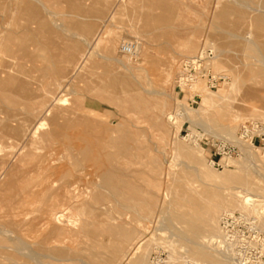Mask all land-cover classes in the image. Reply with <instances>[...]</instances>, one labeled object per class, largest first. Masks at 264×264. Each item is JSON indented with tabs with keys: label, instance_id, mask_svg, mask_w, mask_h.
<instances>
[{
	"label": "rangeland",
	"instance_id": "1",
	"mask_svg": "<svg viewBox=\"0 0 264 264\" xmlns=\"http://www.w3.org/2000/svg\"><path fill=\"white\" fill-rule=\"evenodd\" d=\"M235 1L0 0L1 31L21 33L27 29L28 24L23 23L20 12L11 9L20 4L34 5L42 14L45 25L35 21L29 23L28 44L35 57L19 58L10 52L0 53V66L4 70L11 69L10 72L24 80L34 92L32 98H27L0 86V128L9 122L6 121L9 118H37L39 112L36 108L42 102L57 97L60 105L56 106L69 110L68 115L97 122L102 127L100 130H109L114 136H119L121 131L132 134L131 144L145 147L162 163L161 170L153 171L145 166H133L128 170L132 182L145 195L154 197L150 212L145 203L137 212L122 208L115 200L95 201L91 196L99 193L103 197H112L111 191L102 186L101 179L96 178L87 179L79 185L81 192L88 190L89 195L85 199L90 202L84 206L83 198L74 201L66 218L52 220L46 213L54 203L49 197L52 191L47 187L53 185L54 191L65 183L64 172L75 173L73 162L76 152L73 155L66 151L56 152L55 149L63 147V144L55 136L49 142L41 139V135L49 130L46 119V124L32 143L6 132L0 137V264H106L102 257L109 251L95 249L97 242H110L108 234L100 235L104 222L124 225L133 231L126 254L112 264H154L152 260L158 253H162L167 261L162 264L180 262L181 257L190 255L186 243L175 235L176 228L183 225L184 220L177 219L172 213V180L195 167L202 176H195V185L205 194L208 190H219L221 184L224 186V180L231 172L243 173L257 199L255 208L250 211L262 216L264 228V149L257 147L260 150L254 156H244L235 140L225 137L229 135H222L227 116L222 118L216 112L220 104L229 102L240 115L248 116L252 105L264 96L263 79L244 73L246 57L234 46L240 39L234 34L239 32L248 44L258 45L259 52L264 53V2ZM170 15H173L170 22L162 19ZM45 21L49 22L48 25ZM114 36L118 39L112 45L109 39ZM125 41H134L137 45L134 55L122 52L121 46ZM190 41L196 49L185 53V44ZM72 42L75 45L73 56L60 62L58 53L67 52L66 48ZM244 54H250L253 62L258 60L251 50ZM201 55L205 58L204 65L191 70L197 72L198 81L193 87L180 85L182 61ZM74 67H78L77 70ZM164 72L170 73L166 75ZM239 72L241 85L232 89V76ZM125 75H130L136 83L139 94L148 103L146 108L124 110L98 95H101L98 91L105 82L122 79ZM145 90H149V94ZM206 93L213 96L205 99ZM162 101L165 105L161 110L158 104ZM181 103L198 111L186 119L181 115ZM170 115H177L179 128ZM247 118L238 121L233 133L236 137L243 123L255 119L252 116ZM180 146H187L190 151L198 150L201 163L192 162L186 153L179 150ZM232 146L239 149L238 155H230ZM29 152H32V157L28 156ZM224 157L236 161L229 162ZM12 178L15 183L20 180L17 185ZM155 182L159 184L158 189L154 186ZM36 192L38 194L32 196ZM59 197L67 199L65 195ZM206 197L202 203L217 202L216 197ZM143 198L146 197L141 200ZM95 206L97 209L90 212ZM106 209L111 210L108 216L103 214ZM221 212L219 229L225 211ZM220 233L221 229L218 235ZM139 238L142 241L137 243ZM133 242L135 245L131 246ZM216 246L220 250L225 249L221 245ZM98 252L102 253L96 256ZM227 255L233 254L228 252ZM93 257L97 258L96 261L92 260Z\"/></svg>",
	"mask_w": 264,
	"mask_h": 264
},
{
	"label": "bare ground",
	"instance_id": "2",
	"mask_svg": "<svg viewBox=\"0 0 264 264\" xmlns=\"http://www.w3.org/2000/svg\"><path fill=\"white\" fill-rule=\"evenodd\" d=\"M258 1L264 2V0H258ZM245 2H248V1H245ZM237 3H239V1ZM11 9H17L20 12L21 19L24 21L23 23H27L28 25H27V29L25 31H22L21 33L7 32L6 30L5 31L0 30V53L10 52L14 54V56L19 57V58H33L35 56L32 54L29 48V44H28V41L30 40L29 23L31 21H35V23L37 22L43 26L44 21L42 18V14L38 11V9L34 5H30V4L28 5L20 4L19 6L13 7ZM172 17L173 15H170L167 19L166 17H163L162 19L170 22L171 19H173ZM45 22H47V25H48L49 22L48 21H45ZM72 35L73 33L71 34V36ZM116 35L119 37L118 34ZM234 36L240 38L238 42L234 44V46L241 53H243V55L246 57V60H247L245 62L244 73H246V75H252V77L256 76L257 78H260V79L262 78L264 81V53L259 52L258 45L248 44L247 41H245L241 37L239 32L235 33ZM117 39L118 38L114 36V37H111L109 41L113 45V43ZM191 40L193 41V38ZM192 41H190V43L188 44H185L186 45L185 53H192L195 51L196 46L194 43H192ZM117 45H118V42H117ZM66 49H67L66 50L67 52L61 51L58 53L57 59L60 62L66 61L67 58H69L70 56L71 57L73 56V53L75 50L74 43L73 42L70 43ZM249 50L253 51L256 54V56H258L257 58L258 60H255L253 62L251 61L250 54L249 55L244 54L245 51L248 52ZM78 67L76 68L74 67V68L77 70ZM7 70H4L0 66V86L2 87V89L4 90L12 89L15 91V93L17 92L18 94H23L27 98H32L31 96H32V93L34 92H32V90L27 87L26 82L22 80L20 77L15 76V73L12 74L10 72L11 69H9L8 71ZM169 73L170 72H168L167 74ZM239 74L241 73L239 72L235 76H232V81L230 82V86L232 89H237L241 85L240 80H239L241 77H239ZM86 75L87 77L90 76V75L88 76V73ZM86 75H85V78H86ZM169 77L167 78L169 79ZM74 80L76 79L74 78ZM243 80L245 81V79ZM93 81L95 80L93 79ZM98 85L96 84V86ZM194 85L195 84H193V86ZM85 86L87 88V84ZM34 87L37 88L36 86ZM91 88H93L94 90L93 86ZM87 90H89V88ZM148 91L149 90H147L146 93H148ZM99 92L101 93V95L100 94L98 95L101 98L105 99L110 104L112 103L117 106H120L124 110L125 109L141 110V109L146 108L148 105L147 101L139 94L138 88L136 87V83L132 81L130 75H125L123 76L122 79H119V80H111V81L105 82L103 86L100 88V91H98V93ZM210 96H213V94L206 93L204 98L206 99ZM224 96L227 98L226 95ZM31 100H34V99H31ZM56 105H60V102L57 100V97H54L52 100H49V102H42L40 104V107L36 108L37 111L39 112L37 118L29 119L27 116H21V117L17 116L16 118H12V119L9 118L6 120L9 122L4 123L2 127L0 128L1 129L0 137H3L4 136L3 134L7 132L16 137H20V139L31 141L32 143V142H35L34 137L37 136L38 131L46 124V121H45L46 119L48 120L49 130L45 131L41 135V139L49 142V139L55 136L57 137L58 142L63 144V147L55 149L56 152L66 151L72 155L74 154V152H76V156H74V162H73L75 173L72 174L70 171L64 172L63 177H65L66 179L65 183L58 186L57 189H55L54 191H53V185L50 184V186L47 187L49 188L50 191H52L49 197H50L51 202L52 201L54 202L52 204V208L48 212H46L49 215V217H51L52 220L66 218L67 212L70 210L71 203H74V201H79L81 200V198L84 199L82 200V205L84 206L85 204L90 202L89 200H87V198L85 199V196L87 197L89 195L87 193L88 190L81 192L79 190V185L81 182L87 179L94 180L96 178L101 179L102 186L105 188H108L111 191L112 197H109V198H112V199H109L108 197H103L102 194L99 193L94 196H91L95 201L102 202V200H109V201L115 200L117 201V203H119L118 205L121 206L122 208H125L127 210L133 209L137 212H140L139 210L143 206L142 204L145 203L148 211L150 212L151 211L150 209L153 206V201H155L154 197L152 195H149V196L145 195V192L142 191L141 188L137 184L132 182V180L129 178L130 176H129L128 170L133 166H139V167L145 166L153 171L161 170L162 163L160 159L155 155L149 154L148 152L149 150H147L145 147L140 146V145L139 146L133 145L134 143L131 144L133 141L132 134H126V133H123L124 131H121L119 136H114L113 135L114 133L112 132L110 133L109 130L108 131L106 129L100 130V128L102 127H100L101 125L98 124L97 122L74 118L68 115L67 111L69 110L65 108H60V106L58 107ZM158 105L161 107V110H162L165 104L162 101ZM180 105L182 106L181 115L185 117L186 119L187 118L190 119V117L198 111V109H195L193 107H187L183 103H181ZM236 111H237L236 107L229 102L220 104V107L216 109V112L218 113L220 117L223 118L224 116H227L226 117L227 119L225 121L226 123H224V125L222 126V135H229L225 137H230L232 140H235V142L234 141L233 142L236 143L240 147V149L242 150V154L244 156H247V157L254 156V153L258 152V150L260 149H258L257 147H253L249 145L248 143L240 140L238 136L236 137V135H234L233 133H234L235 128L237 127L238 121H240L241 119L246 120L248 119L247 118L248 116H252L255 119L264 120V96L260 97L258 101L252 105L251 112L250 114H248V116H242ZM150 117H152V115ZM157 117H159V115ZM170 118L173 119V123L177 126V128H179L180 121L178 120L177 115H174V116L170 115ZM111 125L113 124L111 123ZM111 128H112L111 130H113V127ZM69 131H72V132L74 131V133L70 134L68 133ZM148 137H149V134H148ZM1 147L2 146L0 144V149ZM179 150L186 153L192 162L201 163L202 159H201V156L198 154L199 153L198 150L190 151V148L187 146H180ZM163 152L164 151H162V153ZM262 154L264 155V153ZM28 156L32 157V152H29ZM224 158L229 162L236 161V159L234 158H229V157H224ZM13 167L15 168L14 165ZM60 169L56 170V173L59 172ZM64 169L65 168H63V170ZM4 170L6 169L4 168ZM188 174H191V175H188ZM168 175L170 176V172H168ZM195 176L196 177L199 176L197 167L191 169L190 171L185 172V174H180V175L175 176V178L173 179L174 182L172 180V183H174V186L172 188V196L174 194L173 196L174 199H172L171 201V205L173 207L172 213L175 214L177 219L184 220V224L176 228L175 235L176 237H178L177 239L182 240L186 243V246H188L187 250L189 252L190 257L195 259L196 261H199L200 264L201 263L202 264H237L235 256L231 255L232 253L229 250L226 251L223 248H221L223 250H220V248L214 244V241L216 240V236L220 232L219 225H218V218L220 216V213H222L221 211H225L223 213H227V212H231L232 210L245 209V210H239V211L251 212L250 210L251 209L253 210L255 208L254 204L257 201L254 195L251 193L252 188L250 185L246 183V176L243 173L236 174V173L231 172L224 180L225 181L224 186H222V184L220 183L221 188L219 190H213V191L208 190L206 191V194H205L198 188L199 186L197 187L195 185V182H196ZM199 177H202V176L200 175ZM8 179H7V182H8ZM15 181L16 180L14 179L13 182L15 183ZM18 182L15 184L17 185ZM43 183L44 181L42 182V184ZM3 186H6V185H3ZM154 186L157 187V189L159 188V184L156 182ZM9 192H11V190H9ZM35 194H38V193L36 192L32 196H35ZM61 195L67 196V199H60L59 196ZM143 196H145L146 198H143L141 200ZM206 196L208 197L212 196L214 198L216 197L217 202H214L212 204L202 203V201L205 198H207ZM222 208H226V210H222ZM81 209H84V208L82 207ZM96 209L97 208L95 206L90 209V212H94ZM110 211L111 210L106 209L103 214L105 216H108L111 214ZM176 223H177V220H176ZM102 224H103V230H102L103 232L101 231L102 233H100V235L108 234L111 237V239H110V242H108L107 244L97 242L95 249L99 251L101 249H107L109 252L108 254L106 253V255L102 257L103 258L102 260L106 264H112L114 260L126 254L125 252H127L126 249L128 247V241L131 239L133 231L128 230L124 225L116 226L114 224H110V222H104ZM86 225H88V223L85 224V226L83 227L84 230L87 227ZM137 240H138L137 243H139L142 241V238H139ZM130 245L131 246L135 245V243L133 242V244L131 243ZM228 252L231 256L227 255ZM101 253L102 252H98L96 256H99L98 254L101 255ZM145 254H147V250ZM102 255H104V253ZM96 259H97L96 257L92 258V260L94 261H96ZM118 260L119 259H117V261Z\"/></svg>",
	"mask_w": 264,
	"mask_h": 264
},
{
	"label": "built area",
	"instance_id": "3",
	"mask_svg": "<svg viewBox=\"0 0 264 264\" xmlns=\"http://www.w3.org/2000/svg\"><path fill=\"white\" fill-rule=\"evenodd\" d=\"M121 50L127 55H134L136 44L134 41L124 42ZM202 57L201 55L182 61L183 72L178 80L180 85L193 87V84L198 81L197 72L193 73L191 70L204 65L205 58ZM237 136L253 147L264 149V120H248L239 127ZM238 154L239 149L232 146L230 155ZM262 224V216L255 212L231 211L224 213L220 220L221 233L214 244L221 245L231 251L238 264H264V228ZM154 258L152 260L154 264L167 263L162 253H158ZM174 264L200 263L185 256L181 258L180 262Z\"/></svg>",
	"mask_w": 264,
	"mask_h": 264
}]
</instances>
